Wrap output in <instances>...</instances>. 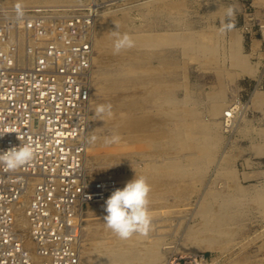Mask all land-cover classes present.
Here are the masks:
<instances>
[{
	"label": "rangeland",
	"instance_id": "1",
	"mask_svg": "<svg viewBox=\"0 0 264 264\" xmlns=\"http://www.w3.org/2000/svg\"><path fill=\"white\" fill-rule=\"evenodd\" d=\"M229 5L235 28L222 34ZM84 16L85 165L114 187L78 209L79 264H264V0H0V22L15 27ZM116 25L135 46L114 55ZM135 175L151 186L152 228L121 240L104 225L105 201Z\"/></svg>",
	"mask_w": 264,
	"mask_h": 264
},
{
	"label": "built area",
	"instance_id": "2",
	"mask_svg": "<svg viewBox=\"0 0 264 264\" xmlns=\"http://www.w3.org/2000/svg\"><path fill=\"white\" fill-rule=\"evenodd\" d=\"M92 31L91 16L0 22V150L36 152L18 171L0 170V264H79L78 209L114 187L85 165Z\"/></svg>",
	"mask_w": 264,
	"mask_h": 264
},
{
	"label": "clouds",
	"instance_id": "3",
	"mask_svg": "<svg viewBox=\"0 0 264 264\" xmlns=\"http://www.w3.org/2000/svg\"><path fill=\"white\" fill-rule=\"evenodd\" d=\"M17 20L22 18V12L17 8ZM236 9L234 5H229L224 10V19L222 20L219 32L226 33L235 28ZM116 25L115 31H112L114 37L113 54L117 55L123 50L135 46V41L128 33L121 34ZM112 115L111 105H98L96 116L103 119L105 116ZM2 135V134H0ZM96 136L91 137L95 141ZM120 137L112 135L105 138L106 144L118 142ZM36 152L32 144L22 143L19 146H13L8 150H0V170L13 173L31 163L35 158ZM151 186L147 178L143 175L137 176L120 189H115L105 201L103 217L106 229L110 230L121 240H128L134 235L146 236L152 228V216L149 209V194Z\"/></svg>",
	"mask_w": 264,
	"mask_h": 264
},
{
	"label": "bare ground",
	"instance_id": "4",
	"mask_svg": "<svg viewBox=\"0 0 264 264\" xmlns=\"http://www.w3.org/2000/svg\"><path fill=\"white\" fill-rule=\"evenodd\" d=\"M17 221L19 223V225L24 226L26 223L25 220V215H24V211L23 208H21L18 212H17ZM83 244V243H82ZM99 244V243H98ZM118 255V254H117ZM120 257V256H119ZM118 258V257H117Z\"/></svg>",
	"mask_w": 264,
	"mask_h": 264
}]
</instances>
